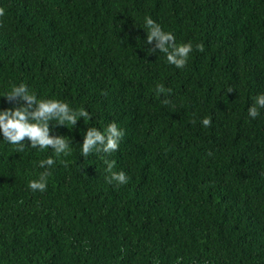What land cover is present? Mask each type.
<instances>
[{"label": "trees", "instance_id": "obj_1", "mask_svg": "<svg viewBox=\"0 0 264 264\" xmlns=\"http://www.w3.org/2000/svg\"><path fill=\"white\" fill-rule=\"evenodd\" d=\"M0 8V111L24 103L4 94L25 84L92 117L49 122L50 135L71 140L59 157L27 139L16 152L0 133V264H264V109L248 115L264 94V0ZM145 17L192 44L185 67L148 51ZM113 122L118 150L82 156L87 128ZM49 157L55 165L41 168ZM105 160L126 184L108 182ZM45 170L46 190L33 192Z\"/></svg>", "mask_w": 264, "mask_h": 264}, {"label": "clouds", "instance_id": "obj_2", "mask_svg": "<svg viewBox=\"0 0 264 264\" xmlns=\"http://www.w3.org/2000/svg\"><path fill=\"white\" fill-rule=\"evenodd\" d=\"M3 8H0V17L4 16ZM144 30L147 33L146 43L153 44L154 47L148 51L155 52L158 50L166 55L167 61L175 65L177 68L185 67L190 53L193 51L192 44L177 43L175 36L162 30L151 17H145ZM196 49L200 52L204 51L202 44H197ZM166 89L163 85L156 88L157 94L165 93ZM170 92V89L167 90ZM227 92H231L232 88H227ZM4 96L10 101H23L18 107L9 108L0 111V133L3 139L8 143L17 145L16 152L22 151L25 139L30 142L32 148L40 149L51 148L57 157L70 154L71 140L65 139V136L50 135L49 122L55 121L62 126H75L77 119L82 117L84 122L89 121L92 117L90 113L81 108L73 110L63 101L56 99H38L35 94L31 93L25 84L13 86L11 91ZM163 104L169 101L165 98ZM260 109H264V94L254 97V103L248 108V115L255 119L260 115ZM195 123V121H193ZM212 121L209 117L202 119L204 127H210ZM124 133L119 129L116 123H109L106 128L101 131L96 127H88L83 135L81 145V155L85 158L91 153H113L119 148V142ZM56 161L49 157L40 161L41 168H49L54 166ZM66 165V162H63ZM107 165L105 171L109 174L106 178L109 183L115 182L117 185H123L128 182V177L123 171H114L115 161L105 160ZM51 173L47 170L42 172L38 179H32L28 182V187L33 191L43 192L47 188V179Z\"/></svg>", "mask_w": 264, "mask_h": 264}]
</instances>
